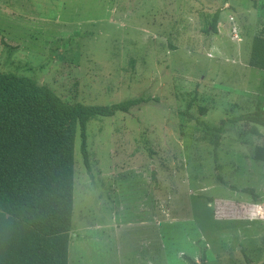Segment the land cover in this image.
<instances>
[{"label":"rangeland","instance_id":"374dc122","mask_svg":"<svg viewBox=\"0 0 264 264\" xmlns=\"http://www.w3.org/2000/svg\"><path fill=\"white\" fill-rule=\"evenodd\" d=\"M257 36L264 0H0V72L152 99L88 121L89 168L77 131L69 264H264V126L201 122L264 108Z\"/></svg>","mask_w":264,"mask_h":264},{"label":"trees","instance_id":"16d2710c","mask_svg":"<svg viewBox=\"0 0 264 264\" xmlns=\"http://www.w3.org/2000/svg\"><path fill=\"white\" fill-rule=\"evenodd\" d=\"M218 18L216 13L215 32ZM249 64L264 70V37L254 38ZM150 100L70 103L32 77L0 72V264H69L77 131L89 168L88 121L127 112ZM201 111L204 114L206 109ZM201 122L215 132L218 146L228 123L264 126V108L222 119L214 126ZM253 132H258L257 127ZM254 156L264 162V146H256ZM218 179L226 184L220 175ZM241 191L254 193L251 187Z\"/></svg>","mask_w":264,"mask_h":264}]
</instances>
